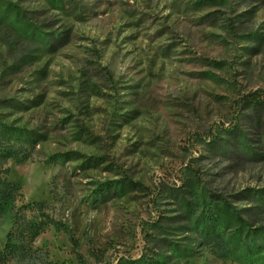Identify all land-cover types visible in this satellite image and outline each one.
<instances>
[{
	"label": "rangeland",
	"instance_id": "374dc122",
	"mask_svg": "<svg viewBox=\"0 0 264 264\" xmlns=\"http://www.w3.org/2000/svg\"><path fill=\"white\" fill-rule=\"evenodd\" d=\"M66 1L0 0V125L39 135L2 167L59 224L9 258L1 218L0 264H236L195 223L264 226V0Z\"/></svg>",
	"mask_w": 264,
	"mask_h": 264
},
{
	"label": "trees",
	"instance_id": "16d2710c",
	"mask_svg": "<svg viewBox=\"0 0 264 264\" xmlns=\"http://www.w3.org/2000/svg\"><path fill=\"white\" fill-rule=\"evenodd\" d=\"M51 5L57 8L66 9V0H47ZM2 16L8 15L10 9L7 6H1ZM264 97L260 92L254 91L246 94L240 99L241 109L250 106H260L264 103ZM4 103V101H2ZM37 133L32 130L17 127H7L0 125V219L13 214V228L8 233V241L4 246L3 253L9 255V258H16L14 244L18 233H23L27 246L21 256L25 257L26 253H30L31 245L34 239L41 233L46 231L50 226L58 228L57 222L43 213L45 206L41 202H32L30 204L23 203V194L17 184L8 181L9 170L3 169L2 165L7 160H15L20 164L25 160L17 157L15 150L16 143L30 145L37 141ZM72 155L68 152L64 154L53 155L47 160V163L64 162L70 160ZM110 188H102L100 194L110 191ZM257 195V196H256ZM252 196L260 201L264 207V191L261 194L252 193ZM211 215L196 221L195 228L199 229L202 237L210 245L212 256L216 259H228L236 264H264V226L254 227L250 222L241 216V212L225 204L223 201L216 204ZM30 213V220H23L24 215ZM21 220V222H20ZM65 231V230H64ZM19 256V254H17ZM11 256V257H10ZM79 262H81L78 256ZM30 264V261L26 260ZM131 264H145L139 258L133 260Z\"/></svg>",
	"mask_w": 264,
	"mask_h": 264
}]
</instances>
